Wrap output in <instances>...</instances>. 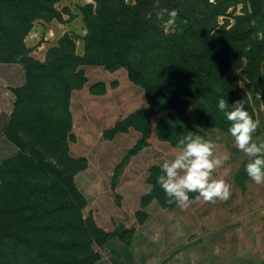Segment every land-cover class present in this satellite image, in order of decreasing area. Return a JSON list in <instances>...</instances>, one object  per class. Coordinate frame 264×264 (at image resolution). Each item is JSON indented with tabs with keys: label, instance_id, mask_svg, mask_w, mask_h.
Listing matches in <instances>:
<instances>
[{
	"label": "rangeland",
	"instance_id": "374dc122",
	"mask_svg": "<svg viewBox=\"0 0 264 264\" xmlns=\"http://www.w3.org/2000/svg\"><path fill=\"white\" fill-rule=\"evenodd\" d=\"M101 1L56 0L20 35L25 61L44 63L50 53L51 59L56 54L64 62L49 76L34 75L14 114L0 113V264H264V184L248 177L250 158L235 146L230 122L218 106L185 107L182 100L195 94L201 79L208 81L201 95L207 88L217 92L222 81L224 92L232 94L224 99L231 110V104L243 101L233 90L234 77L245 96V109L260 122L253 138L264 141V0H188L181 2L184 12L180 0H169L164 7L168 0H160L159 7H154L155 0H106V8ZM173 9L179 14L166 32L164 21ZM17 15L13 7L0 3V63L13 58L1 52L4 43L17 40L16 28L22 33ZM148 18L163 35L182 33L188 25L191 35L184 32L182 38L166 42L149 30ZM58 23L67 24L69 33L56 35L52 42L50 30ZM110 23H121L116 32L122 28L127 36L104 34ZM34 40L49 43L42 60L29 54L28 44ZM121 62L147 84L156 82L154 75L176 83L175 88L162 87L161 100L169 107L155 113V131L176 145L189 131L213 140L215 154L227 159L212 176L227 181L231 195L206 202L197 199L198 193H189L191 203H177L159 223L138 219L143 222L139 226L127 220L101 242L92 230L93 219L80 212L81 198L71 182L83 162L69 154L74 141L70 100H77L88 69H127ZM191 63L195 66L186 68ZM164 200L168 205L175 201L166 194Z\"/></svg>",
	"mask_w": 264,
	"mask_h": 264
},
{
	"label": "crops",
	"instance_id": "0c3cea01",
	"mask_svg": "<svg viewBox=\"0 0 264 264\" xmlns=\"http://www.w3.org/2000/svg\"><path fill=\"white\" fill-rule=\"evenodd\" d=\"M66 25L58 23L55 31L50 30L52 42L56 35L60 38L69 33ZM48 44L34 40L28 44L30 56L42 60ZM25 81L21 64L0 63V113L11 114L14 88L23 86ZM76 97L77 100L73 96L70 100L74 141L69 145V154L84 162L73 176L86 201L82 215L93 219L105 232L115 230L127 220L137 221L139 226L143 222L138 219L162 221L164 215L173 212L177 202L167 205L152 193L159 185L157 177L163 174V161L174 158L178 146L157 136L152 114L149 136L140 148L129 153L142 137V112L148 107L143 89L129 79L125 68L97 66L86 71ZM129 117L135 122L124 130H116L117 124Z\"/></svg>",
	"mask_w": 264,
	"mask_h": 264
},
{
	"label": "trees",
	"instance_id": "16d2710c",
	"mask_svg": "<svg viewBox=\"0 0 264 264\" xmlns=\"http://www.w3.org/2000/svg\"><path fill=\"white\" fill-rule=\"evenodd\" d=\"M56 0H0V3L5 5V6H11L14 8V10H17L18 12V17H19V22L18 25L22 26V33H19V28H16L17 30V34H18V38L17 40L13 43V42H9V43H4V46H2L1 48V52H3V54L5 56L8 57H13L12 60H7L5 62H1V63H23L24 64V71H25V77H26V81L25 84L21 87H17L14 88V94H15V100L13 103V110L11 112L10 115L14 114V112H16V107L19 106L20 102H21V96L23 94H26L28 92V90H30V88H32L33 83H34V75L37 74L39 77H44V76H49V74H52L53 71L59 67V64L62 61L63 57H60L58 55L55 54V58L51 59L50 58V53L47 55L46 60L44 63H34V62H27L24 60V55L22 54L21 50L23 48V41L21 39L22 34H24L27 30V24L30 23L33 19L38 18L43 16L44 14H46L49 11V8L51 7L52 3H54ZM106 0H102V6L103 8H106ZM168 1H166L162 7L167 6L166 3H168ZM172 2V1H170ZM181 2H188V0H180L178 2V6L180 7V11L184 12L185 7H182ZM173 3V2H172ZM124 13L127 14L129 12V9L127 7H124ZM101 10L97 9V14L98 16H100ZM90 20L87 19L85 21L86 24H90ZM151 19H145V24L149 25V30H152L153 32L158 33L157 35H160L162 37H164V39L166 40V42H168L169 40H171L174 37H178L179 39L182 38L183 33L187 32L186 35H191V33H188L191 30V27L185 26L182 29V33H168L166 35H163V33H161V29H159L158 27H156L155 25H150ZM115 27H121V23L118 24H113L110 23L107 27V29L105 30L104 34H107L109 36L112 37H116L117 35H119L117 38H124L125 36H127V32H122L120 28L119 32H121L120 34H118L116 32ZM203 28V27H202ZM123 30V29H122ZM178 35V36H177ZM179 48H182L184 45L182 44H177ZM52 52H58L57 48H53ZM58 56V57H57ZM74 57V55L72 56ZM264 59V57H263ZM72 61H75V58L70 59ZM34 63V64H33ZM247 64L250 63L249 58H247ZM177 69H179L180 71H182V66L179 64H176ZM23 66V65H22ZM119 66H124L127 67V73H128V77L129 79L139 85L140 87L143 86L145 90L144 94H145V99L147 102V109L144 110L142 113L143 115V122L141 123V130H142V137L141 139L138 141L137 145L134 146L133 148H131L129 150V153H133L135 152L138 148H140L143 144H144V140L145 138H147L149 136L150 133V122H149V116L155 113H158L166 108L169 107V103H166L165 101L161 100V95H162V87L164 86H169L172 88H175L174 85H176V83H174L171 78L166 82H164L163 79H161V77L159 75H154L155 76V81L156 82H151L149 84H147L139 74H135V70L133 69L132 66H130L129 64L125 63H119ZM194 65V63H191L190 65H186V68H192ZM107 69H116L118 67H114V68H108L105 67ZM172 74L175 73V69L172 70L171 72ZM139 75V76H138ZM52 76V75H50ZM157 78V80H156ZM189 81H186V84ZM208 81L204 78L198 81L196 87H195V94L192 96H185L182 100H186L184 102V106L188 107L192 104H197V105H202L204 108H206L207 110H214L216 106H218V102L220 99H231L232 94L230 92L225 93V88L226 86H224V83L222 81H219V85L216 86V89H218L217 92H212L211 90H209L207 88V91H205V94L201 95V88L206 86V84ZM233 85V90L237 93L238 96L242 97V100L244 101V106L246 109H248V105L245 104V96L241 95L242 92L240 91V89L238 88L237 84H235V78L233 77L232 80ZM157 84L161 85V86H157ZM180 84V82H179ZM208 87V86H207ZM142 88V87H141ZM171 88V89H172ZM143 89V88H142ZM200 91V92H199ZM199 92V93H198ZM173 96V98H175V92H172L171 94ZM135 120L132 117H129L128 119H125L121 122H119L116 126V130H124L129 124L134 123ZM8 126V125H7ZM156 132V131H155ZM157 134V133H156ZM5 135L7 137L10 138V134L8 132V130L6 129L5 131ZM158 137H160L161 139L167 140L168 142H170L172 145L174 146H178L175 143H172L170 141V139L163 137V136H159L157 134ZM71 156V155H70ZM73 158V157H72ZM78 159V158H75ZM82 162L83 160L80 159ZM83 166H84V162H83ZM83 166H81L80 168H78L77 170H75L73 172V175L80 169L83 168ZM72 186L73 188L77 191L78 195L81 198V207H80V212L82 207L85 205V199L82 196V194L79 192V190L77 189V187L74 184V181L72 179ZM153 195L157 196L161 202L166 203L165 202V192L162 189V187L160 185H158V187L155 189V192L153 193ZM152 194L148 195V197H151ZM174 199V198H173ZM167 204V203H166ZM168 205V204H167ZM94 222V221H93ZM93 232L100 238L101 242H104L105 240L109 239L112 235V233L115 231H110V232H105L103 230H101L100 228H98L95 223L94 226L92 227Z\"/></svg>",
	"mask_w": 264,
	"mask_h": 264
},
{
	"label": "clouds",
	"instance_id": "9594fccd",
	"mask_svg": "<svg viewBox=\"0 0 264 264\" xmlns=\"http://www.w3.org/2000/svg\"><path fill=\"white\" fill-rule=\"evenodd\" d=\"M159 5L160 0H155L154 7ZM178 14V9L168 11V19L163 25L164 31L174 27ZM159 18L164 19L163 15ZM228 107L227 101L219 100L218 108L230 122L228 132L234 138L235 146L250 158L245 171L257 185L264 184V141L257 143L253 138L260 122L249 114L241 100L231 104V110ZM215 148L216 143L213 140L193 135L191 131L179 140L177 153L174 158L163 161V174L157 177V183L168 198H174L183 207L191 203L188 194L192 192L198 193L197 199L202 197L206 202H215L217 198H230L231 185L222 178L214 179L212 176L227 159L216 155Z\"/></svg>",
	"mask_w": 264,
	"mask_h": 264
}]
</instances>
